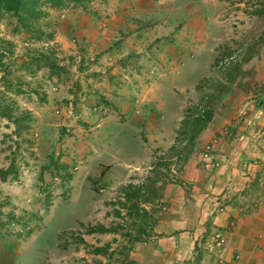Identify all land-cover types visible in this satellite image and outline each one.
<instances>
[{
	"label": "rangeland",
	"instance_id": "1",
	"mask_svg": "<svg viewBox=\"0 0 264 264\" xmlns=\"http://www.w3.org/2000/svg\"><path fill=\"white\" fill-rule=\"evenodd\" d=\"M262 1L44 6L46 42L0 14V39L10 43L0 42V91L14 101L13 117L29 112L16 124L0 117V169L15 170L0 178V264H138L135 243L162 235L154 225L168 207L179 218L188 189L221 165L215 141L233 137L234 156L258 134L264 13L254 10ZM201 109L210 116L200 131L218 126L208 139L192 135ZM147 177L156 197L142 204L141 223L119 189ZM97 224L114 231H88ZM211 230L203 232L218 234ZM196 238L183 248L185 264H198Z\"/></svg>",
	"mask_w": 264,
	"mask_h": 264
},
{
	"label": "crops",
	"instance_id": "2",
	"mask_svg": "<svg viewBox=\"0 0 264 264\" xmlns=\"http://www.w3.org/2000/svg\"><path fill=\"white\" fill-rule=\"evenodd\" d=\"M258 120L257 136L241 143L250 145L244 152L232 156L233 144L236 147L233 137L215 141L213 156L221 165L200 174V188L188 189L179 218L173 213L176 210L168 207L165 218L154 225V231H162V235L135 243L141 251L138 264H185L188 254L183 248L198 235L202 239L198 264H264V113ZM217 128L203 129L198 137L209 138ZM242 195H248L246 203L240 200ZM212 228L218 232L216 236L209 234ZM206 229L209 232L204 233Z\"/></svg>",
	"mask_w": 264,
	"mask_h": 264
},
{
	"label": "trees",
	"instance_id": "3",
	"mask_svg": "<svg viewBox=\"0 0 264 264\" xmlns=\"http://www.w3.org/2000/svg\"><path fill=\"white\" fill-rule=\"evenodd\" d=\"M90 0H0V14H8L13 16L16 20L18 26L25 30H29L36 33V39L46 42L51 39L52 33L45 32L41 30L39 26V19L44 15L43 7H62L66 5H74L83 7ZM257 13H264V0L261 2L260 6L254 10ZM0 42L10 44L8 40L0 39ZM2 52L4 50H0V59L2 57ZM41 53V52H40ZM38 53V57L35 60H39V56L44 62H53L50 61L47 56H42ZM5 83V82H4ZM1 87L5 88V84H0ZM17 111V107L10 98H6L4 96V92L0 91V117H4L12 121L16 124L18 121L22 119H27L29 112L28 110L22 109L19 110V116L13 117V111ZM210 116V110L201 109L198 112H195V116L193 118V130L192 135L196 132L200 131V129L204 126V124L208 121ZM14 167L11 163L7 165L6 168L0 169V178L4 179L8 173L14 172ZM15 173V172H14ZM147 182V183H146ZM146 182L136 183H126L120 187V193L122 194V199L119 203L128 209L131 215H134V218L141 221L143 223L145 218L148 215V210L142 206L143 203H149L156 195L154 192L156 189L154 188L155 179L146 178ZM147 191L149 192L147 194ZM119 213V212H116ZM89 232H113V228H107L102 224H97L96 226H90L88 228ZM144 229L138 227V232H143ZM139 234V233H138ZM136 241L140 240L139 236L134 238ZM94 251L98 252L100 250L99 247H94Z\"/></svg>",
	"mask_w": 264,
	"mask_h": 264
},
{
	"label": "built area",
	"instance_id": "4",
	"mask_svg": "<svg viewBox=\"0 0 264 264\" xmlns=\"http://www.w3.org/2000/svg\"><path fill=\"white\" fill-rule=\"evenodd\" d=\"M205 155V154H204Z\"/></svg>",
	"mask_w": 264,
	"mask_h": 264
}]
</instances>
